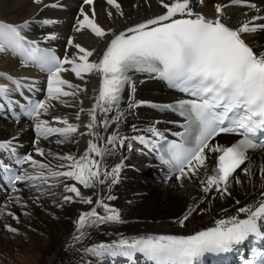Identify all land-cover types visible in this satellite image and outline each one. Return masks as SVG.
Returning a JSON list of instances; mask_svg holds the SVG:
<instances>
[{
    "label": "snow or ice",
    "instance_id": "obj_1",
    "mask_svg": "<svg viewBox=\"0 0 264 264\" xmlns=\"http://www.w3.org/2000/svg\"><path fill=\"white\" fill-rule=\"evenodd\" d=\"M105 2L115 9L116 15L124 17L118 0ZM157 2L164 10L161 14L117 32L112 28L105 29L97 22L95 0H82L74 31L80 33L87 29L101 40L111 37L98 59H90L94 57L95 49L90 50L75 43L73 37L68 38L65 55L61 58L54 51L36 47L34 41H26L21 30L28 26V21L19 26L0 23V52H4L6 47L11 48L13 53L33 61L41 71L47 73L46 95L43 99H29L26 105V115L33 121L36 136L35 154L45 159L27 154L16 161L21 166L29 165L32 171L22 168L11 177V191L17 195L10 197V202L21 208L27 207L18 195L21 189L16 186L17 183H27L41 195L46 191L42 186L51 188L62 184L63 192L68 193L62 197L64 203L94 205L89 211L81 212L75 221L78 235L74 239L77 242L87 238L86 228L122 222L119 211L106 202L114 200V196L97 198L94 202L92 196L84 195L77 185L84 189H96L98 185H105L106 181L110 184L117 182L123 160L110 170L104 161L113 154L115 147H123L129 138L120 136L118 131L105 137L100 129L107 132L113 125H119L123 117L121 105L126 89L129 108L149 103L134 100L135 78L138 75L146 74L164 80L170 88L191 97L166 106L186 119L184 133L177 134L182 136V142L173 141L167 145L168 159L164 161L177 180L196 178L203 192L214 189L221 198L231 196V182L241 183L239 176L234 175L237 170L251 175L250 167H241L249 160V152L264 150V140L258 139V136H264V51H254L244 38L245 35L264 31V14H261L260 7L249 0H228L227 3H216L215 17L207 18L194 11L193 0ZM33 3L43 7L59 6L46 4L44 0H33ZM199 3L203 4L204 0H199ZM85 6H91L90 10H86ZM232 6L246 7L256 14L248 17L245 12L246 18L233 28L224 22L227 19L226 9ZM113 15L112 11H107L109 19ZM47 39L56 37L49 36ZM69 48L75 51L69 54ZM64 73L74 74L85 85L88 76L99 77V87L93 89L96 95L92 106L88 109L79 107L74 114L75 121H80L81 115L86 114L88 119L84 124L70 122L67 115L54 114L57 105H82L83 101L76 98L87 91L86 87L64 78ZM0 76H5L14 85L12 89L0 85L2 99L9 98L12 91H20L24 87L20 80L6 74ZM29 87L34 88L35 84ZM64 98H72L76 103ZM81 128L86 131H81ZM145 131L151 137L136 135L131 140L154 146L164 138L155 125ZM77 134L89 137L86 148L79 156L52 150L46 152L38 146L41 140H50L51 137H56L55 143L58 145L78 143L73 140ZM221 134H235L240 138L230 146L213 143ZM128 147L131 149V143ZM0 149L14 151L12 141L0 142ZM209 154H216L211 169ZM0 168L7 169V165L0 162ZM260 175L264 178V168L260 169ZM40 199L41 196L34 197L33 203H38ZM236 203L239 204V201ZM6 208L7 205L0 207V216L7 215L19 222V217L10 210L5 211ZM97 209H102L103 214ZM194 210L189 206L187 213L179 219L181 227ZM237 213L246 214V218L233 215L217 219L214 227L187 236L121 235L111 243L101 242L85 247L83 252L93 257H132L141 253L154 264H194L205 253H227L250 236L264 237L260 227L264 223V191L260 192V198L255 203L239 207ZM24 214L29 215L27 212ZM5 229L14 234L18 232L10 224H6Z\"/></svg>",
    "mask_w": 264,
    "mask_h": 264
},
{
    "label": "bare ground",
    "instance_id": "obj_2",
    "mask_svg": "<svg viewBox=\"0 0 264 264\" xmlns=\"http://www.w3.org/2000/svg\"><path fill=\"white\" fill-rule=\"evenodd\" d=\"M44 2L59 6L55 8L43 7V5L33 3V0H0V23L19 26L28 21V26L21 30L26 41L44 42L51 45L59 51L62 57L65 55L69 37H73L75 43H79L85 48L96 50L94 57L90 59H98L102 55L111 37L101 40L87 29L80 33L74 31L81 6L70 0H44ZM118 2L122 6L124 17L116 15L115 9L107 5L105 0H95L97 22L105 29L112 28L119 32L164 11L157 0H118ZM227 2L228 0H204V3L200 4L199 0H193V8L194 11L200 12L207 18H214L216 15L214 5ZM90 7L85 6V9L90 10ZM260 9L261 14H264L261 7ZM107 11L114 13L112 19L108 18ZM245 12L248 17L256 14L252 10L243 11L236 6L229 7L226 9L227 19L224 22L233 28L238 27L239 22L246 18ZM44 21H52V23H44ZM49 36H55L56 39H47ZM244 38L254 51L258 53L264 51V31L245 35ZM67 51L71 54L75 49L69 48ZM22 63H28L27 59L23 58L22 60L21 57L13 53L11 48L6 47L4 52H0V74H6L15 79L21 78L25 73L30 74V71ZM63 76L72 83L86 87L87 91L76 98V100L83 101L82 105L77 104L75 107L57 105L54 114L67 115L70 122L84 124L87 122V115L82 114L81 120L75 121L74 114L79 107L88 109L92 106L93 97L96 95L93 89H98L99 77L88 76V82L85 85L74 74L64 73ZM0 77H2L0 85L10 89L14 88V85L5 76ZM42 78L47 80V77ZM135 79L134 100L149 103L129 108L128 90L126 89L125 99L121 105L123 117L119 125H113L107 132L100 129L101 135L105 137L113 131H118L120 136L129 138L123 147H115L113 154L106 157L104 161L110 170L123 160V167L117 177V182L110 184L106 181L105 185H98L96 189H84L81 185H77L84 195L92 196L94 202L97 198L114 196V200L106 202L119 211L122 222L104 224L98 228H86L87 238L77 242L74 239V236L78 235L75 221L81 212L89 211L94 205L79 202L64 203L62 197L68 193L63 192L62 184L51 188L42 186V189L46 191L44 195H41V192L29 187L27 183H20L18 188L21 189V192L18 195L27 204L26 208H21L18 204L10 202V197L17 195L12 191L1 200L0 207L7 205L5 211L14 212L19 217V222L7 215L0 216V264H88L89 261L90 264H145L144 256L139 258L137 254L132 257L120 255L93 257L84 253L83 249L101 242L111 243L121 235L125 237L187 236L214 227L217 219L233 215H238L241 219L246 218V214L237 213V209L255 203L260 198V192L264 191V178L260 175V169L264 168V155H253L251 160L242 166V168L250 167V176L237 170L234 175L239 176L241 183L237 184L233 180L230 185L231 196L224 198H221L214 189L207 193L203 192L199 179L196 178L182 181L175 178L166 183L157 184L147 178L150 174L147 163L144 164L145 167L138 165L137 168L131 162L133 155L128 147V144L133 141L131 137L136 135L151 137V134L145 130L153 125L165 136L166 133L174 130L172 123L176 120L163 113V105L175 98L162 88L157 79L146 74L138 75ZM23 89L24 87L20 91H12V93H21ZM64 99L76 103L72 98ZM4 101L5 99L0 98V142L12 141L14 151L23 150L37 159L44 160V157H37L34 151L37 145L34 143L36 136L33 121L20 125L10 124L4 115ZM46 118L50 119V117ZM81 131H86V129L81 128ZM55 139L56 137H51L50 140H41L38 146L44 148L46 152L52 150L55 153H72L79 156L86 148L89 137L77 134L73 136V140L78 143L59 145L55 143ZM151 139L156 140L154 137ZM230 139L216 137L213 143L227 146ZM8 152L10 151L0 149V161L5 160ZM215 155L209 154V169L215 162ZM135 159L139 160V157L136 156ZM53 163L58 162L53 161ZM24 168L29 172L32 171L27 164L24 165ZM201 178H203V172ZM68 183H75V181H68ZM50 193H55V195ZM36 196H41V199L38 203H33V198ZM236 201H239V204ZM57 205L62 206L58 207ZM189 206L195 210L181 227L178 221L187 213ZM225 209L227 211H224ZM97 210L103 214L102 209ZM25 212L29 215H25ZM6 224L17 228L18 232L15 234L8 232L5 229Z\"/></svg>",
    "mask_w": 264,
    "mask_h": 264
},
{
    "label": "rangeland",
    "instance_id": "obj_3",
    "mask_svg": "<svg viewBox=\"0 0 264 264\" xmlns=\"http://www.w3.org/2000/svg\"><path fill=\"white\" fill-rule=\"evenodd\" d=\"M131 152H132V151H131ZM132 154H133V152H132ZM132 154H131V155H132ZM131 160H132V158H131ZM132 161H134V160H132ZM132 161H131V162H132ZM134 163H135V162H134ZM136 167L138 168V166H136ZM149 176H150V174L147 176V178H150ZM157 187H158V186H157ZM159 188H161V187L159 186Z\"/></svg>",
    "mask_w": 264,
    "mask_h": 264
}]
</instances>
